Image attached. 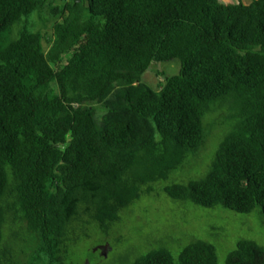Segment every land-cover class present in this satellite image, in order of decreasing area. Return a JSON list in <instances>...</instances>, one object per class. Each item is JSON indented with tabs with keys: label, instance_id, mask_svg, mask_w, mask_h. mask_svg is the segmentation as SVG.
Listing matches in <instances>:
<instances>
[{
	"label": "trees",
	"instance_id": "obj_1",
	"mask_svg": "<svg viewBox=\"0 0 264 264\" xmlns=\"http://www.w3.org/2000/svg\"><path fill=\"white\" fill-rule=\"evenodd\" d=\"M56 1L0 0V264H65L82 222L114 226L206 145V116L223 109L207 176L165 193L264 214V0ZM158 63L179 73L156 90L142 77ZM217 260L196 240L132 264ZM226 264H264V249L242 241Z\"/></svg>",
	"mask_w": 264,
	"mask_h": 264
},
{
	"label": "rangeland",
	"instance_id": "obj_2",
	"mask_svg": "<svg viewBox=\"0 0 264 264\" xmlns=\"http://www.w3.org/2000/svg\"><path fill=\"white\" fill-rule=\"evenodd\" d=\"M240 1L250 4L253 0H221L224 4ZM30 25L35 29L43 28L37 16ZM171 65L154 64L143 75L142 82L157 90L163 84L162 74L171 77L179 73V66L167 71ZM227 114L223 109L207 115L204 121L206 145L192 151L184 165L175 170L168 180L153 184L150 195L143 196L121 211L114 226L103 230L88 218L82 222L73 233L65 264H132L141 255L161 249L178 257L196 240L216 247L218 264H226L242 241L254 242L264 249V214L260 208L250 215L222 207L204 209L191 202L172 199L165 193L175 184L189 185L207 176L230 129ZM106 245L111 248L107 256L103 250ZM23 261L25 263V259Z\"/></svg>",
	"mask_w": 264,
	"mask_h": 264
},
{
	"label": "crops",
	"instance_id": "obj_3",
	"mask_svg": "<svg viewBox=\"0 0 264 264\" xmlns=\"http://www.w3.org/2000/svg\"><path fill=\"white\" fill-rule=\"evenodd\" d=\"M175 67H178V64L171 65V67H168L167 71H171V69H174Z\"/></svg>",
	"mask_w": 264,
	"mask_h": 264
},
{
	"label": "flooded vegetation",
	"instance_id": "obj_4",
	"mask_svg": "<svg viewBox=\"0 0 264 264\" xmlns=\"http://www.w3.org/2000/svg\"><path fill=\"white\" fill-rule=\"evenodd\" d=\"M105 254V256L107 255V253H104Z\"/></svg>",
	"mask_w": 264,
	"mask_h": 264
},
{
	"label": "water",
	"instance_id": "obj_5",
	"mask_svg": "<svg viewBox=\"0 0 264 264\" xmlns=\"http://www.w3.org/2000/svg\"><path fill=\"white\" fill-rule=\"evenodd\" d=\"M107 251V250H106ZM107 256V255H106Z\"/></svg>",
	"mask_w": 264,
	"mask_h": 264
}]
</instances>
